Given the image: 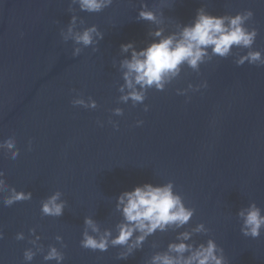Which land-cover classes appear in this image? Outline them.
Here are the masks:
<instances>
[{"label":"water","instance_id":"obj_1","mask_svg":"<svg viewBox=\"0 0 264 264\" xmlns=\"http://www.w3.org/2000/svg\"><path fill=\"white\" fill-rule=\"evenodd\" d=\"M0 264H264V0H0Z\"/></svg>","mask_w":264,"mask_h":264}]
</instances>
